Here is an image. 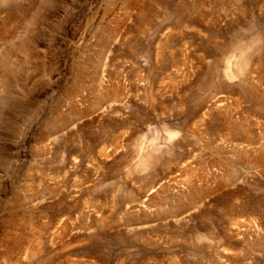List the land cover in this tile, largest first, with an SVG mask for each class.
<instances>
[{"label": "rangeland", "instance_id": "1", "mask_svg": "<svg viewBox=\"0 0 264 264\" xmlns=\"http://www.w3.org/2000/svg\"><path fill=\"white\" fill-rule=\"evenodd\" d=\"M261 154L264 0H0V264H264Z\"/></svg>", "mask_w": 264, "mask_h": 264}, {"label": "bare ground", "instance_id": "2", "mask_svg": "<svg viewBox=\"0 0 264 264\" xmlns=\"http://www.w3.org/2000/svg\"><path fill=\"white\" fill-rule=\"evenodd\" d=\"M7 59V58H5ZM222 103L221 99H217L214 101L213 105L214 106H218ZM231 131V130H230ZM248 133V131H247ZM30 135V129L27 130H22L21 134H20V140H19V148H24L25 145V140L26 137ZM262 163H264V155L261 154L259 156H257V159L254 160V164L251 163V165H261ZM9 168L12 170V172L14 174L19 173V168L18 166H16L15 164H10ZM200 178V175L198 172H194V171H190L189 173L186 174L185 179L187 180V182L189 183V185H191L190 188H192L193 184L195 181H197ZM193 190V188L191 189V191ZM253 222V224L259 223V217L254 215V218L251 220ZM260 243H256L255 246H260Z\"/></svg>", "mask_w": 264, "mask_h": 264}]
</instances>
